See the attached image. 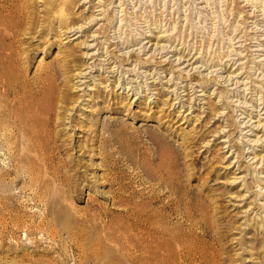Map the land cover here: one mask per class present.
I'll use <instances>...</instances> for the list:
<instances>
[{"label": "rangeland", "instance_id": "374dc122", "mask_svg": "<svg viewBox=\"0 0 264 264\" xmlns=\"http://www.w3.org/2000/svg\"><path fill=\"white\" fill-rule=\"evenodd\" d=\"M64 3L11 44L52 96L0 135V264H264V0Z\"/></svg>", "mask_w": 264, "mask_h": 264}, {"label": "bare ground", "instance_id": "6f19581e", "mask_svg": "<svg viewBox=\"0 0 264 264\" xmlns=\"http://www.w3.org/2000/svg\"><path fill=\"white\" fill-rule=\"evenodd\" d=\"M62 1L64 2V0H42L43 10L41 12L44 17L41 18L46 19L40 20V22L33 19L32 15L34 14L31 11H25V7L21 2L11 5L10 2L0 1V135L1 138H5L8 141H18L25 137H33L34 133L36 134V132L29 129L31 122L35 120L24 118L33 110H37L41 115H44L49 109L48 105L51 108L50 97L52 96H50L52 90H46L47 94H45L40 89L41 87L38 85L41 81L40 77L36 76L32 83L23 81L20 78L19 65L15 63L17 58L14 57L13 49H11L12 41L16 35L23 33L24 30L40 36L46 30L45 28L48 27L47 21L49 19L59 20V27H63L67 32L74 29V26L69 21L73 18L69 16L68 10L63 8L65 3L62 6L63 12L61 10L60 4H63ZM57 16L60 19H56ZM93 19L94 16L92 15L88 20L91 21ZM79 29H82L81 25L74 30L78 31ZM259 122H257V126L261 124ZM25 147L29 146L24 145V149ZM258 157V161L263 164L262 156L259 155Z\"/></svg>", "mask_w": 264, "mask_h": 264}]
</instances>
